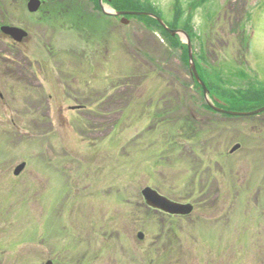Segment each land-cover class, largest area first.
Wrapping results in <instances>:
<instances>
[{"label": "rangeland", "instance_id": "rangeland-1", "mask_svg": "<svg viewBox=\"0 0 264 264\" xmlns=\"http://www.w3.org/2000/svg\"><path fill=\"white\" fill-rule=\"evenodd\" d=\"M87 1L78 24L0 0V27L29 33L0 30V264H264V113L207 110L180 48ZM151 1L171 25L192 16L198 57L232 87L264 83V0ZM186 117L164 150L159 124ZM147 186L193 211L150 208Z\"/></svg>", "mask_w": 264, "mask_h": 264}, {"label": "trees", "instance_id": "trees-1", "mask_svg": "<svg viewBox=\"0 0 264 264\" xmlns=\"http://www.w3.org/2000/svg\"><path fill=\"white\" fill-rule=\"evenodd\" d=\"M94 3L95 9L101 13L100 17L107 18L108 16L103 14L100 11L99 0H89ZM81 2L88 4L87 0H47L45 5L41 8L39 13L41 20L46 21H55L61 20L62 18H70L76 21V23L80 24L79 20L83 19L88 14L82 9L84 7ZM110 7H112L115 11H126V10H135V11H145L154 13L160 17H163L161 14V10L157 7L155 3L151 0H104ZM179 4V2H178ZM178 8V7H177ZM135 17L145 23V25L151 30H159L166 38H168L173 46L176 48H180L183 54V59L185 64L189 67V53L188 46L186 43L181 42L180 36H172L156 19L148 15H137L130 16ZM189 19H183V15L178 13L173 22V25L169 24L165 19V22L171 28H176V25L182 24L180 28H183L189 35L192 42H195L196 34L195 27L193 25L192 16L188 17ZM184 20V21H183ZM75 23V24H76ZM77 24V25H78ZM194 58L196 62V66L198 72L205 82L208 90L209 96L214 104L220 106L222 108H226V104L230 105H247L253 103L264 97V83L256 81L251 82L248 87H232V84H229L228 81L223 80L215 70H210L209 65L207 64L206 58L204 55L198 57L195 43H194ZM191 73V72H190ZM210 78L208 79V75ZM192 76V74H191ZM192 80L194 82V86L196 89L203 94V89L200 84L194 79L192 76ZM207 110L215 113L208 104H205ZM227 109V108H226ZM164 118V117H163ZM162 119V118H161ZM165 120V119H164ZM170 123V122H169ZM197 125V121L193 117H186L183 120L177 121V124L171 125L170 128L166 130V122H162V125L159 124V129L164 134L162 137V145L164 144V150L170 149V151L178 150L181 144H177L174 140V135L184 131V130H194ZM171 131V137L168 138L166 132ZM161 150V148L159 149ZM157 152V149H156ZM155 152V154H156ZM160 154V153H159ZM161 213V212H160ZM164 214V213H163Z\"/></svg>", "mask_w": 264, "mask_h": 264}, {"label": "water", "instance_id": "water-1", "mask_svg": "<svg viewBox=\"0 0 264 264\" xmlns=\"http://www.w3.org/2000/svg\"><path fill=\"white\" fill-rule=\"evenodd\" d=\"M41 0H29L28 1V9L30 12H37L39 10V8L41 7ZM100 5H101V9L102 11L107 14V15H111V16H123V22H128L129 20L125 18V15L128 14H135V15H148L151 16L153 18H155L156 20L159 21V23L165 28L167 29L173 36H176L177 34L181 35L183 34L186 39H187V44H188V50H189V62H190V70L193 74V76L195 77V79L201 84V86L203 87L204 90V96L206 98V101L208 102V104L216 111L221 112V113H227L230 115H236V116H246V115H255L258 113H261L264 111V106L262 108H259L258 110H255L253 112H235V111H230V110H225L222 108H219L217 106H215L209 99L208 96V88L205 85V83L203 82V80L201 79L199 72L197 70L196 67V63L194 61V55H193V46L191 43V39L189 34L182 29H171L167 26V24L164 22V20L162 18H160L159 16H157L156 14L150 13V12H136V11H114L113 9L111 10H107L106 7L103 4V0H100ZM1 31L7 35L10 36L12 39H14L17 42H22L25 40V38L28 36V32L19 27V26H15V25H2L1 26ZM239 144H236L233 148H232V152L235 151L236 149L239 148ZM26 163L23 162L20 165H18L14 171V173L16 175H19L21 173V171L24 169ZM142 195L144 197V201L145 203L150 206L151 208H154L156 210H160L162 212L171 214V215H188L190 214L193 209L194 206L191 203H182V202H178L175 200H172L170 198H168L167 196L161 194L159 191H157L156 189L147 186L142 190ZM139 238H143L144 234L142 232H140L138 234ZM46 264H53V262L51 260L47 261Z\"/></svg>", "mask_w": 264, "mask_h": 264}, {"label": "flooded vegetation", "instance_id": "flooded-vegetation-1", "mask_svg": "<svg viewBox=\"0 0 264 264\" xmlns=\"http://www.w3.org/2000/svg\"><path fill=\"white\" fill-rule=\"evenodd\" d=\"M41 2H42V4H41V7H43L44 5H45V3L47 2V0H41ZM40 7V8H41ZM27 10H28V6H27ZM40 10V9H39ZM41 11V10H40ZM40 11H38V12H36V13H31V12H29V10H28V12L30 13V15H37V14H39L40 13ZM26 30V29H25ZM14 42V41H13ZM14 43H16V42H14Z\"/></svg>", "mask_w": 264, "mask_h": 264}]
</instances>
